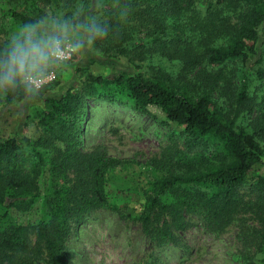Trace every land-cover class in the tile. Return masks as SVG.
Wrapping results in <instances>:
<instances>
[{
  "label": "trees",
  "instance_id": "1",
  "mask_svg": "<svg viewBox=\"0 0 264 264\" xmlns=\"http://www.w3.org/2000/svg\"><path fill=\"white\" fill-rule=\"evenodd\" d=\"M54 1L0 0V49L14 31L4 30L6 21L20 28L56 18ZM56 1L60 19L105 30L84 48L96 63L129 67L106 76L77 65L71 84L57 77L35 94L22 85L0 91V115L39 107L24 124H35L37 137L0 140V264H67L72 228L101 209L138 222L158 249L188 251L180 234L193 217L214 236L235 227V259L264 264V0ZM253 83L261 96L248 97ZM95 101L167 130L168 145L152 162L163 174L136 194V214L125 213L105 178L125 162L103 146L83 150ZM45 173L53 181L41 193ZM38 201V222L16 220Z\"/></svg>",
  "mask_w": 264,
  "mask_h": 264
},
{
  "label": "rangeland",
  "instance_id": "2",
  "mask_svg": "<svg viewBox=\"0 0 264 264\" xmlns=\"http://www.w3.org/2000/svg\"><path fill=\"white\" fill-rule=\"evenodd\" d=\"M53 6L56 8V19H60L62 4L55 0ZM8 29H14V34L19 28L6 21L4 30ZM97 59L101 61L99 57ZM103 61L104 65L96 63L94 56L83 49L70 62L52 70L54 81L58 77L61 86L76 82L74 68L77 65L88 66L92 71L106 76L129 67L123 61ZM255 83L250 85L248 97L261 96L258 83ZM37 110L39 107L31 103L5 110L0 115V140L16 135L37 137L35 124L24 127L28 122L26 117H32ZM242 114L247 119V112L243 111ZM83 131L84 151L103 146L109 156L125 162L105 178L116 190L115 193L122 197L120 205L125 213L136 214L140 208L136 194L146 189L149 181L163 174L152 162L168 145L167 130L127 109L95 101L91 103ZM260 174L264 175L263 168ZM52 181L47 173L38 178L41 193ZM43 210V204L38 201L29 213L16 220L22 224H34L41 219ZM191 222L192 226L180 234L188 251L173 247L158 249L143 234L138 222L121 219L113 211L101 209L93 212L78 227L72 228L66 241L65 260L67 264H146L148 257L152 256L156 264H240L235 259L241 249L235 227L214 236L205 231L200 218L193 217Z\"/></svg>",
  "mask_w": 264,
  "mask_h": 264
},
{
  "label": "clouds",
  "instance_id": "3",
  "mask_svg": "<svg viewBox=\"0 0 264 264\" xmlns=\"http://www.w3.org/2000/svg\"><path fill=\"white\" fill-rule=\"evenodd\" d=\"M105 34L95 22L45 19L22 25L0 49V91L23 86L35 94L60 67Z\"/></svg>",
  "mask_w": 264,
  "mask_h": 264
},
{
  "label": "built area",
  "instance_id": "4",
  "mask_svg": "<svg viewBox=\"0 0 264 264\" xmlns=\"http://www.w3.org/2000/svg\"><path fill=\"white\" fill-rule=\"evenodd\" d=\"M54 79H55V76H54V73L52 72V75L49 76V78H48V82H47L45 85H48V84L53 83ZM45 85H44V86H45ZM44 86H43V87H44Z\"/></svg>",
  "mask_w": 264,
  "mask_h": 264
}]
</instances>
